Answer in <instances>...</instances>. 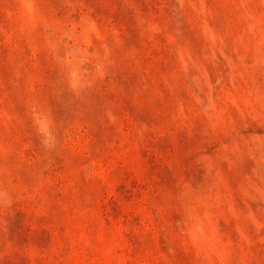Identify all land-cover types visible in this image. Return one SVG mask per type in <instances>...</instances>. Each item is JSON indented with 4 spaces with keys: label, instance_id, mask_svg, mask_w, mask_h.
<instances>
[{
    "label": "rangeland",
    "instance_id": "374dc122",
    "mask_svg": "<svg viewBox=\"0 0 264 264\" xmlns=\"http://www.w3.org/2000/svg\"><path fill=\"white\" fill-rule=\"evenodd\" d=\"M0 264H264V0H0Z\"/></svg>",
    "mask_w": 264,
    "mask_h": 264
}]
</instances>
